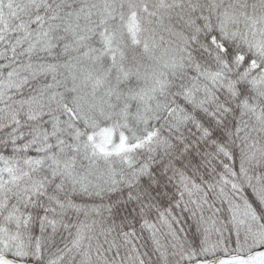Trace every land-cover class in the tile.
<instances>
[{
  "label": "snow or ice",
  "instance_id": "snow-or-ice-1",
  "mask_svg": "<svg viewBox=\"0 0 264 264\" xmlns=\"http://www.w3.org/2000/svg\"><path fill=\"white\" fill-rule=\"evenodd\" d=\"M0 264H264V0H0Z\"/></svg>",
  "mask_w": 264,
  "mask_h": 264
}]
</instances>
